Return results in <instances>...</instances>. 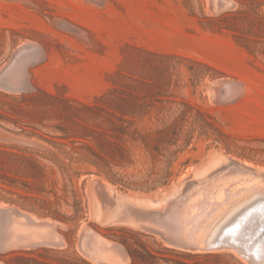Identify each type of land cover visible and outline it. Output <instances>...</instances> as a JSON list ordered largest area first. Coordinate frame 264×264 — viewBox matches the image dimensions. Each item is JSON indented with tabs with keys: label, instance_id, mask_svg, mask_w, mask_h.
Segmentation results:
<instances>
[{
	"label": "rangeland",
	"instance_id": "1",
	"mask_svg": "<svg viewBox=\"0 0 264 264\" xmlns=\"http://www.w3.org/2000/svg\"><path fill=\"white\" fill-rule=\"evenodd\" d=\"M231 1L216 13L218 0H0V206L58 222L64 241L3 264H94L78 251L83 227L160 256L155 234L112 223L105 188L136 202L194 174L178 215L214 179L264 187L223 158L264 171V0Z\"/></svg>",
	"mask_w": 264,
	"mask_h": 264
},
{
	"label": "water",
	"instance_id": "2",
	"mask_svg": "<svg viewBox=\"0 0 264 264\" xmlns=\"http://www.w3.org/2000/svg\"><path fill=\"white\" fill-rule=\"evenodd\" d=\"M233 6L234 2L231 0H218L215 12L220 13ZM23 48L20 47L18 51ZM5 76L6 72H1L0 87H3ZM24 87L26 86L23 85L20 88L17 86L15 90H21ZM223 158L228 164L237 168L239 171L264 176V171L259 168L249 167L243 162L230 157L224 156ZM195 179H198V177L194 176V174L187 175L180 183L173 185V188L166 193L162 192L152 197H133L139 200L137 202L129 198L130 196L117 192L112 188H105L104 192L99 190L101 194L110 196L109 200L101 197L103 211L109 212L113 210L114 202L119 200L121 205L116 208L118 209L116 211L119 212V215L113 218L112 223H124L153 233L169 249L191 254L230 250L235 252L248 264H264V253H262L261 247L249 243L246 248L242 249L230 242L232 241L233 232L242 226L250 216L258 212L257 209H254L253 203L251 202L242 205L238 208L239 210L237 212L226 219L219 233L214 238H201L195 232L187 233L185 230L179 228L177 224L178 220L176 221L178 217L175 215L174 208L179 205L177 202L181 198H185L194 187L198 186L199 182ZM169 200H173L172 202H174L168 204L170 208L161 207L163 203ZM5 220L17 222L25 230L29 228L33 231H30L31 233L28 235L21 234L13 238L7 237L1 239L0 253H5L13 249H35L37 247L61 249L64 247L62 237L55 231V228L60 226L58 222L50 219H39L32 213L22 212L14 207L0 206V221ZM259 232H264V227ZM94 239H100L102 241H94ZM78 251L94 264H130L129 256L122 245L107 241L92 233L87 227L82 228ZM0 264L3 263L0 261Z\"/></svg>",
	"mask_w": 264,
	"mask_h": 264
},
{
	"label": "bare ground",
	"instance_id": "3",
	"mask_svg": "<svg viewBox=\"0 0 264 264\" xmlns=\"http://www.w3.org/2000/svg\"><path fill=\"white\" fill-rule=\"evenodd\" d=\"M98 190H101V188L98 187ZM244 193L250 194L238 203L236 202L234 205H230L220 217L213 223H209V220L216 214L222 212L233 199ZM117 201L116 204L121 205L119 204V200ZM247 202L253 203L254 209H257L258 212L250 216L242 226L233 232L232 241L230 242L242 249L246 248L247 244L253 243L254 246L261 247L262 253H264V232H259L264 227V187L254 178L238 176L224 180L218 178L206 182L202 186L201 191L198 192V196L191 200L189 206L185 207L182 212L176 215L178 217L176 221L178 220L177 224L187 233L195 232L201 238H214L219 233L224 221ZM114 207L113 213L109 215V218L112 219L119 215V212L116 211L118 209H116V206ZM209 212H211L210 218L208 217ZM0 223L2 224V222ZM11 231V237L13 238L21 235L22 232L28 235L32 230L22 229L18 223L14 222L11 225Z\"/></svg>",
	"mask_w": 264,
	"mask_h": 264
},
{
	"label": "trees",
	"instance_id": "4",
	"mask_svg": "<svg viewBox=\"0 0 264 264\" xmlns=\"http://www.w3.org/2000/svg\"><path fill=\"white\" fill-rule=\"evenodd\" d=\"M120 120L126 124L125 128H129L134 124L133 121L131 120H125L122 118H120ZM123 245L128 253L130 264H221L220 262L224 260L226 257L233 259L231 255H227V254H217V253L191 254V253L175 252L169 248L160 249L158 252L160 256H158L143 245H140V248H134L124 243ZM29 253H33V252H29Z\"/></svg>",
	"mask_w": 264,
	"mask_h": 264
}]
</instances>
